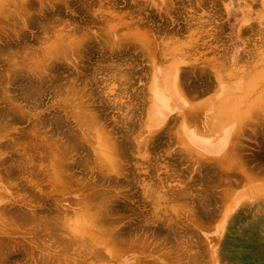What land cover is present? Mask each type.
Returning <instances> with one entry per match:
<instances>
[{
	"label": "rangeland",
	"instance_id": "rangeland-1",
	"mask_svg": "<svg viewBox=\"0 0 264 264\" xmlns=\"http://www.w3.org/2000/svg\"><path fill=\"white\" fill-rule=\"evenodd\" d=\"M220 1L0 0V264H264V0Z\"/></svg>",
	"mask_w": 264,
	"mask_h": 264
},
{
	"label": "crops",
	"instance_id": "crops-1",
	"mask_svg": "<svg viewBox=\"0 0 264 264\" xmlns=\"http://www.w3.org/2000/svg\"><path fill=\"white\" fill-rule=\"evenodd\" d=\"M223 1V0H222ZM225 5H221L217 2L213 4V8L211 10L210 7L207 6V11L209 10L211 13L215 14L217 12H224L230 18L231 27L236 30V34H240L239 32L245 28V26L251 20L254 21V5L250 4V0H225ZM247 15V16H246ZM239 37V36H238Z\"/></svg>",
	"mask_w": 264,
	"mask_h": 264
},
{
	"label": "bare ground",
	"instance_id": "bare-ground-1",
	"mask_svg": "<svg viewBox=\"0 0 264 264\" xmlns=\"http://www.w3.org/2000/svg\"><path fill=\"white\" fill-rule=\"evenodd\" d=\"M247 81V80H246ZM254 81V80H253ZM253 81H251V80H249L248 82H246L245 84H246V86L248 87V89H251L252 87H253V85L255 84V82H253ZM232 106V105H231ZM230 108H235V106H232V107H230ZM232 109V110H233ZM237 109H239V106H237ZM232 110H230V111H232ZM228 113V115L230 116V114H231V117L233 118L235 115H234V113L233 112H227ZM226 123V118H222V116H221V114H217V115H215V117H211V119H210V124H209V126H211L212 128H213V130H216V128L218 127V126H223V124H225ZM226 156L224 157V159L225 160H228L227 158L229 157V155L226 153L225 154ZM225 160H221V162H227V161H225ZM263 187V185H254V186H252L251 187V189L250 190H248V191H253V192H255L256 194H259V193H262L263 191H264V188H262ZM242 213H245V211H241V209H238L237 210V214L238 215H240V214H242ZM228 225V224H227ZM227 228V227H226ZM87 230V229H86ZM77 234V233H76ZM112 234H115V232L114 233H112ZM79 235V234H78ZM116 235V234H115Z\"/></svg>",
	"mask_w": 264,
	"mask_h": 264
}]
</instances>
